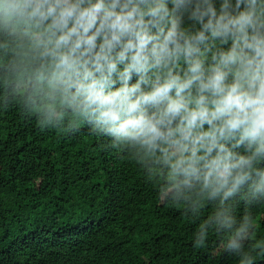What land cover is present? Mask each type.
<instances>
[{
  "label": "clouds",
  "instance_id": "1",
  "mask_svg": "<svg viewBox=\"0 0 264 264\" xmlns=\"http://www.w3.org/2000/svg\"><path fill=\"white\" fill-rule=\"evenodd\" d=\"M0 25L17 37L2 46L18 57L4 85L31 87L40 125L63 129L67 109L94 123L161 178L162 200L193 216L214 207L198 246L211 227L254 264L245 242L247 209L264 202V0H0ZM254 247L264 253V241Z\"/></svg>",
  "mask_w": 264,
  "mask_h": 264
},
{
  "label": "trees",
  "instance_id": "2",
  "mask_svg": "<svg viewBox=\"0 0 264 264\" xmlns=\"http://www.w3.org/2000/svg\"><path fill=\"white\" fill-rule=\"evenodd\" d=\"M16 38L0 25V264H239L228 234L210 227L204 245L196 244L214 207L193 216L162 200L161 178L149 179L134 150L114 147L113 137L74 120L71 109L63 129L39 124L31 87L3 82L18 57L2 46ZM245 210L241 204L237 216ZM247 211L254 227L245 250L264 264L254 247L264 241V202Z\"/></svg>",
  "mask_w": 264,
  "mask_h": 264
},
{
  "label": "bare ground",
  "instance_id": "3",
  "mask_svg": "<svg viewBox=\"0 0 264 264\" xmlns=\"http://www.w3.org/2000/svg\"><path fill=\"white\" fill-rule=\"evenodd\" d=\"M72 189V188H71ZM75 193V192H74ZM73 195V194H72ZM69 196V195H68ZM84 234V233H83ZM108 238V237H107ZM100 239V238H99ZM100 240H103V239H100ZM105 240V239H104ZM107 241V240H106ZM99 242V241H98ZM102 242H104V241H102ZM77 248V247H76ZM78 249H80L81 250V248H78ZM76 250V249H75ZM81 251H83V250H81ZM74 252V251H73ZM75 252H78V250L77 251H75ZM79 253V252H78ZM78 253L76 254V255H78ZM75 254V253H74ZM79 256V255H78Z\"/></svg>",
  "mask_w": 264,
  "mask_h": 264
}]
</instances>
